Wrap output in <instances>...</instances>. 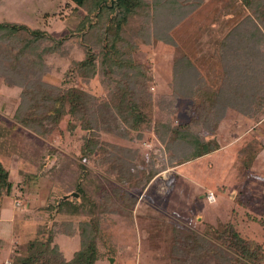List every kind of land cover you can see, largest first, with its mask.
Masks as SVG:
<instances>
[{"label": "rangeland", "instance_id": "rangeland-1", "mask_svg": "<svg viewBox=\"0 0 264 264\" xmlns=\"http://www.w3.org/2000/svg\"><path fill=\"white\" fill-rule=\"evenodd\" d=\"M145 1L144 5H150V14H146L142 21L153 27V24L158 23L155 15L157 0ZM165 1L159 0V3L163 6ZM241 1L180 0L186 7L184 13L187 11L188 14L169 30L178 45L162 42L150 35L143 38L140 46L133 49L131 57L143 70L146 69L148 75L146 99L155 103L151 112L152 121L145 128L137 130L123 120L114 122L111 118L109 126L112 131L103 132L100 136L102 146L90 157L82 152L89 130L80 121L75 129H70V115L60 121V130L50 133L28 129L14 118L17 109L23 101L29 99L34 89L45 95L49 92L45 83L64 86L69 84V78L76 74V69H71L72 57L66 58L63 54L57 56L60 53L58 52L55 56L51 54L43 64L37 54L18 57L15 70L10 67L14 71L7 77L19 79L20 75L15 71L21 73L26 79L25 87L10 85L4 76H0V158L8 164L10 179L14 182L13 192L3 199L0 214V233L6 241L0 251V260L7 258L3 264L12 263L9 255L16 250L28 253L32 240L47 241L52 235L53 242L59 244L70 258L81 244L79 221L89 216L82 211L74 218L65 216L58 210L59 203L67 194L73 202L76 199L81 202V194L76 189V184L88 183L95 176L102 182L98 196L103 201L98 210L96 264H196L186 253L179 251V247L185 249L187 245L181 240V233L202 235L213 228L221 229L231 219L240 229L255 237L264 249V150L258 154L252 170L241 182L229 175L226 168V164L228 167L235 155V146L239 145L236 142L228 146L231 147L228 152L216 155L218 164L214 163V156L212 169L217 172L203 176L208 167H211L205 158L192 160L193 163L190 161L184 165L171 163V156L177 149L173 133L163 132L158 128L160 121L168 114V106L164 100L165 95L172 93L171 81L176 53L187 51L213 85L220 83L223 76L220 42L236 20L242 18L241 14L235 13L239 12L238 8L242 9L243 14H254ZM105 2L110 4L111 0ZM57 6L55 0H0V21L8 20L24 23L32 28L53 29L56 26L51 23L54 18L52 12ZM99 11L98 7L93 12L94 22L95 13ZM118 12L117 7L115 14ZM165 27L166 25L162 26L163 29ZM88 30L89 23L81 31V38ZM22 32L26 36L30 35ZM51 33L61 51L62 45L57 41L64 37V33ZM12 43L10 41L7 45L12 47ZM7 45L3 46V55L12 59L14 54L11 56V49ZM36 46L35 49L45 47L39 44ZM66 47L68 48L67 44ZM77 54L83 56V52ZM262 59L257 58V65L264 68ZM251 63L253 67L256 66V61L252 60ZM110 71L107 68L88 82L77 78L75 83L100 97H106L109 90H112L109 79L113 76H109ZM37 106V111L46 110L42 96L37 100ZM237 116L234 108L227 110L218 128V140L221 144L229 145V140L237 134L247 137L256 135L264 141V114L261 122L257 124L242 122L237 126L240 131L236 132ZM172 118L173 123L186 122L191 119V114L181 108ZM124 157L125 174L118 180L117 174L113 172V165L122 163ZM24 176L32 180L28 189L18 191ZM198 177L200 180L197 183L192 182L194 188L185 193L184 189L190 183L187 178L196 181L193 178ZM211 178L213 180L209 183ZM92 187L87 188L90 191ZM211 190L216 194V199L208 201L204 197H208ZM239 190L241 194L236 200L241 201L224 206L222 200L225 192L234 197ZM76 192L79 193L78 196L74 195ZM54 202L56 206L51 208L49 205ZM231 202L234 200L231 199ZM219 203L222 206H218ZM189 243L192 246L204 244L207 251L212 248L204 239ZM46 261V257H43L36 264ZM212 261L217 262V257Z\"/></svg>", "mask_w": 264, "mask_h": 264}, {"label": "trees", "instance_id": "trees-1", "mask_svg": "<svg viewBox=\"0 0 264 264\" xmlns=\"http://www.w3.org/2000/svg\"><path fill=\"white\" fill-rule=\"evenodd\" d=\"M55 1L58 6L52 12L54 18L51 19V23L56 26L53 29L32 28L24 23L8 20L0 21V76H4L5 81L10 85L25 87L26 79L21 73L15 71L17 75H20V80L7 77L15 70L18 57L30 56L31 53L37 54L42 64L51 54L55 56L58 52L60 53L57 56L63 54L66 58L72 57L71 69L73 71L76 69V74L69 78V84L64 86L45 83L49 91L45 95L38 89H34L29 99L23 101V105L21 104V107L17 109L14 118L28 129L50 133L60 130V121L66 115H70L71 119L68 120L70 129H75L80 121L81 125L89 130L82 145V152L90 157L102 146L100 136L103 132L112 131V127L109 126L111 118L114 122L123 120L137 130L145 128L146 124L149 125L152 121L151 112L155 103L153 100L146 99L148 75L146 69L143 70L142 66L132 59V51L140 46V42L144 41L143 38L147 35L171 45H178V41L174 39L170 31L175 23L186 17L188 12L184 13L186 7L180 0H166L163 6L157 0L155 15L156 22L159 24L156 23L150 27L142 21L146 14L147 16L150 14V5H144L145 0H118V4L113 5L106 3V0ZM241 2L254 14L249 12L243 14L242 9L238 8L239 12L235 13L241 14L242 18L236 20L221 42L218 40L217 43L220 42L222 50L223 76L217 86L203 75L187 51L183 50L175 54L171 81L172 93L165 95L164 100L168 106L166 110L168 114L158 125L163 132L173 133V140L177 145L175 154L171 156L173 164L184 165L206 156L205 159L211 166L208 167L210 174L214 175L217 171L212 169L214 158L211 154L222 147L218 140V128L227 110L234 108L238 114L236 132L240 131L237 126H240L242 122L257 124L263 119L264 68L257 65V58L264 59V15H262L264 0H242ZM98 7L100 11L95 13L96 21L94 22L92 15ZM117 7L119 12L115 14ZM144 7L145 10H143ZM88 23L89 30L81 38V31L87 27ZM161 25L166 27L163 29ZM22 31L30 35L26 36ZM53 31L64 33V37L57 41L62 45L61 51L60 45L55 44V37L51 33ZM7 40L13 42L12 47L7 45L9 43ZM5 44L11 49V56L14 54L12 59L10 56L3 55ZM36 44L45 47L35 49ZM81 44H83L82 51ZM78 52H83V56H78ZM252 60L256 61L254 67ZM107 68L111 69L109 76L113 77L109 79L112 90H109L110 93L106 97H100L75 83L77 78L88 82ZM41 96L46 110L37 111V100ZM181 108L191 114V119L173 123V114ZM238 135L239 145L235 147V155L232 156L228 167L226 164V168L229 175L235 177L237 182H241L252 170L258 154L264 150V141L256 135L250 137ZM123 160L122 163L113 165V172L117 174L118 180L125 174L123 166L126 158L124 157ZM215 160L218 162V159L215 158ZM207 174L210 176L208 171L204 172L203 176ZM26 176L19 183L18 191L28 189L32 179L29 180ZM210 180L213 178L209 179V183ZM100 185L102 182L97 176L94 179L90 178L88 183L78 182L76 189L81 194V202H77V199L73 202L67 197L59 203L58 210L65 216L74 218L81 211L89 216L79 221L81 244L70 258L59 244L53 242L52 235L47 241L32 240L28 246V253L14 251L9 255L12 259L11 264H36L43 257H46L47 261L41 262L42 264H96L99 236L98 210L103 203L98 196ZM90 186L93 187L89 191L87 187ZM13 188L14 182L10 179V168L0 158V214L4 197L10 195ZM240 194L239 190L232 197L225 192V198L222 200L224 206L240 202L241 200H236ZM231 199L234 200L233 203ZM49 206L55 208L56 202ZM218 206L222 204L219 203ZM195 234L181 233L183 237L181 240H184L187 245L185 249L179 247V251L186 253L196 264H263L264 262V249L260 243L255 237L250 236L248 231L240 229L232 219L221 229L213 228L205 234L201 233L202 235L197 233L198 236ZM201 239L212 246L209 251L204 244L192 246L189 243L192 240ZM5 242L0 233V251ZM215 256L218 259L217 262L212 261ZM4 259L0 260V264H3Z\"/></svg>", "mask_w": 264, "mask_h": 264}, {"label": "crops", "instance_id": "crops-1", "mask_svg": "<svg viewBox=\"0 0 264 264\" xmlns=\"http://www.w3.org/2000/svg\"><path fill=\"white\" fill-rule=\"evenodd\" d=\"M239 138V135L237 134L235 137H233V138H231L230 140H229V145H224V144H222V147H221V149H219L217 152H215V153H212L211 155H212V158H214V156H215V158H216V155L217 154H220L221 155V153L223 152V153H225V152H228L230 149H231V147H228V146H231V145H233L234 144V142H236V144L238 143L237 142V139ZM235 144V145H236ZM234 145V146H235ZM226 147V148H225ZM236 147V146H235ZM235 150V149H234ZM219 152V153H218ZM232 152H233V149H232ZM216 154V155H215ZM202 158H206V156L205 157H201V158H199V159H202ZM215 162H217L216 160H215ZM192 163H193V161H192ZM217 164H218V162H217ZM206 171H208L209 172V174H210V172L211 171H209V168L206 170ZM181 172H183V170L181 171ZM184 178H186V177H184ZM194 180H196V181H191L189 184H188V188H186V189H184V191H185V193H187V192H189L191 189H193L194 188V186L192 185V182H198L199 180H200V177H198L197 179L196 178H193ZM187 180L189 181V179L187 178ZM200 186V185H199ZM198 186V188L200 189V187ZM194 192V191H193ZM200 192V191H199ZM215 196H216V194H215ZM207 198V197H206ZM208 199V198H207ZM216 199V198H215ZM208 201H209V199H208ZM5 259H7V258H5ZM4 259V260H5Z\"/></svg>", "mask_w": 264, "mask_h": 264}, {"label": "built area", "instance_id": "built-area-1", "mask_svg": "<svg viewBox=\"0 0 264 264\" xmlns=\"http://www.w3.org/2000/svg\"><path fill=\"white\" fill-rule=\"evenodd\" d=\"M207 196H208V199L210 201H212V200H214L216 198L215 193L212 190L208 192V195Z\"/></svg>", "mask_w": 264, "mask_h": 264}, {"label": "water", "instance_id": "water-1", "mask_svg": "<svg viewBox=\"0 0 264 264\" xmlns=\"http://www.w3.org/2000/svg\"><path fill=\"white\" fill-rule=\"evenodd\" d=\"M114 1H116V4L118 3V0H111V3H110V5H113L114 4ZM100 9V8H99ZM74 195H79L77 192L76 193H74ZM69 195L67 194V195H65L64 196V198H67Z\"/></svg>", "mask_w": 264, "mask_h": 264}]
</instances>
